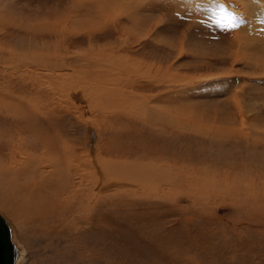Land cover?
Masks as SVG:
<instances>
[{"label": "rangeland", "instance_id": "rangeland-1", "mask_svg": "<svg viewBox=\"0 0 264 264\" xmlns=\"http://www.w3.org/2000/svg\"><path fill=\"white\" fill-rule=\"evenodd\" d=\"M220 1L0 0V104L5 105H0V215L8 224L16 264H264V11L256 9L263 0ZM229 14L244 23L228 27ZM50 26L60 37L47 30ZM61 30L71 33L67 48L73 54L58 51L69 56L65 59L120 42L115 54L124 55L125 67L117 72L122 76L109 67L89 68V75L77 68V73L55 69L74 76L79 85L73 86L33 68L41 55L56 53L63 42L66 46ZM41 72L45 77L37 75ZM108 77H117V83L105 86ZM96 84L120 94L111 91V103L98 99L93 94L103 89L96 90ZM100 100L114 116L105 126L103 113L94 107ZM144 100L152 109L143 117ZM8 101L37 105L48 117L25 122L8 114ZM22 126L29 131L21 134ZM37 127L40 134L51 131L64 141L53 145L54 158L66 161L62 153L68 145L82 159L96 160L100 152L128 166L110 165L118 172L105 178L106 169L93 164L98 173L89 170V178L82 179L85 170L70 174L66 166L42 165L40 159L48 155L33 136L31 128ZM25 151L32 159L21 163L18 185L29 184L39 171L45 175L36 183L42 192L35 199L19 194L27 203L22 212L13 196L11 205L19 212L11 208L7 215L1 191L16 183L4 172L11 166L5 160L14 154L16 166L17 154ZM145 166L160 177L136 172ZM127 171L134 174L125 176ZM75 186L81 191L75 193ZM32 204H41L42 213Z\"/></svg>", "mask_w": 264, "mask_h": 264}, {"label": "bare ground", "instance_id": "bare-ground-1", "mask_svg": "<svg viewBox=\"0 0 264 264\" xmlns=\"http://www.w3.org/2000/svg\"><path fill=\"white\" fill-rule=\"evenodd\" d=\"M218 1H220V0H218ZM241 1V0H240ZM239 1V2H240ZM221 2V1H220ZM238 2V3H239ZM237 3V2H236ZM262 7H260V9L259 8H256L257 9V11H264V0L262 1ZM87 10V9H86ZM87 11H89V12H91L90 10H87ZM105 11V10H104ZM103 11V12H104ZM102 11H101V13H103ZM97 13H100V11L99 12H97ZM104 13H106V12H104ZM252 13V12H251ZM254 13V12H253ZM252 13V14H253ZM259 13V12H258ZM91 14H92V12H91ZM93 15V14H92ZM102 15H104V14H102ZM102 15H99L100 17L102 16ZM257 15V14H256ZM262 15V14H261ZM112 16V15H111ZM108 17V16H107ZM109 18V17H108ZM1 19V18H0ZM108 20V19H107ZM113 20V19H112ZM112 20H110V21H112ZM87 21H89V20H87ZM130 21V20H129ZM137 22V21H136ZM89 23V22H88ZM101 23V22H100ZM109 23V22H108ZM112 23H114V21L112 22ZM102 24V26L101 27H103L104 25H103V23H101ZM107 24V23H106ZM110 24H111V22H110ZM108 25V24H107ZM65 26V25H64ZM111 26H113V25H111ZM55 27V26H54ZM63 27V26H62ZM61 27V28H62ZM66 27V26H65ZM65 27H63V28H65ZM68 27V26H67ZM59 28V27H58ZM81 28V27H80ZM34 29V28H33ZM40 29V28H39ZM77 29V28H76ZM76 29H74V30H76ZM96 29H98V28H96ZM95 29V30H96ZM100 29V28H99ZM35 30V29H34ZM33 30V31H34ZM47 30H49V32H51L52 34L53 33H56V32H58L59 31V29H57V28H53V27H48L47 28ZM71 31H72V29H70ZM102 30H104L105 31V28L104 29H102ZM36 31V30H35ZM45 31V30H44ZM106 31H107V29H106ZM112 31V30H111ZM38 32H42V31H38ZM68 31L66 30V32H63L62 30L60 31V33H62V34H60V35H62V38H63V40L64 41H66L65 42V44H66V46H64L63 44H64V42H63V44H61V45H58L56 48H54L55 49V51H56V53H54V51L53 52H50V53H48L47 54V57H45V56H43V55H41V57H39V63H38V61L36 62V60L35 61H33L34 63L32 64V67L33 68H37V70L38 69H40V70H46L45 72H47V73H49L50 75H57V76H62L65 80L64 81H71V82H73L72 83V85L73 86H75V85H79L78 83L76 84L75 82H76V80H74V76H72V75H69L68 73H65V74H58L57 73V70H55V69H58V68H66V70H67V68H73V72L74 73H77L76 71H77V69L79 70L78 72L80 73V72H82V74H88V72H85L87 69H89V68H91V69H96V68H98V69H100V71H103V70H107V69H109V68H111L112 69V71L113 70H115V71H113V72H110V73H112L113 75L114 74H116L117 75V72L118 71H120L121 70V67L122 66H124L126 63H125V59L122 57V56H124V55H122V56H120V57H118V55H116L115 53H117L116 51H118V48H119V43L117 44V43H114V44H112L111 46H110V49H107V50H109L108 52H109V54H107L108 52H107V50L105 51V53H104V51L103 52H100V53H93V52H96V50L94 51H91L90 53H88V52H85V53H78L77 55H75V56H77V58H71V59H67L69 56L68 55H64L63 57H62V59H61V57L59 56V54L61 53V50L62 51H64L65 50V52H67V53H69V48H67L68 46H70L69 45V43H68V41H70V39H69V36H70V32H68ZM74 32H77V31H72V34L74 33ZM94 32V31H93ZM99 31H97L96 33H98ZM81 33V32H80ZM91 33L92 32H90V33H88V34H90L89 35V38H91ZM57 34V33H56ZM66 34V35H65ZM79 34V33H78ZM82 34V33H81ZM105 34H106V32H105ZM110 34V33H109ZM113 34V33H112ZM115 34V33H114ZM58 35V34H57ZM69 35V36H68ZM74 35V34H73ZM84 35V33L82 34V36ZM107 35V34H106ZM59 36V35H58ZM80 36V35H79ZM92 36H94L93 34H92ZM110 36V35H109ZM60 37V36H59ZM78 37V36H77ZM85 37V36H84ZM62 38H58V40L59 39H62ZM93 38V37H92ZM101 38V37H100ZM109 38V37H108ZM75 41V40H74ZM91 41H93V40H91ZM59 42H60V40H59ZM127 42V41H126ZM125 42V43H126ZM59 44V43H58ZM72 44V43H71ZM121 44V43H120ZM133 44V43H132ZM64 46L62 49H60L59 50V48H60V46ZM129 45V44H128ZM49 46V45H48ZM125 48V47H124ZM90 49H93V48H90ZM260 49V48H259ZM110 50H111V52H110ZM123 50V49H122ZM261 50H263L264 51V47H261ZM58 51H60V53H58ZM82 51V50H81ZM120 51H121V49H120ZM125 51V50H124ZM124 51H122V52H124ZM77 52H79V51H77ZM69 54H73V53H69ZM120 54H122V53H120ZM124 54V53H123ZM65 56H68V57H66V59H65ZM28 57V56H27ZM56 59V61H48V60H55ZM64 59V60H63ZM129 59V58H128ZM136 59V58H135ZM134 61V60H133ZM36 62V63H35ZM130 61L128 60V63H129ZM117 63H118V67L119 68H117L116 66H117ZM127 63V64H128ZM137 63V62H136ZM140 63H142V61H140ZM28 64V63H27ZM51 64V65H50ZM131 64H135V62L134 63H132L131 62ZM257 64H259V63H257ZM26 64H23V63H21L20 64V66H23V68H24V66H25ZM116 65V66H115ZM138 65V64H137ZM150 65V64H149ZM259 65H262V64H259ZM42 66V67H41ZM127 66V65H126ZM128 66H130V65H128ZM132 66V65H131ZM29 67H30V65H29ZM109 67V68H108ZM125 67V66H124ZM133 67V66H132ZM131 67V68H132ZM144 67V66H143ZM75 68H77V69H75ZM126 68H128V67H126ZM148 68H151V67H148ZM80 69H82V70H80ZM110 69V70H111ZM125 69V68H124ZM133 69H135V68H133ZM17 70V69H16ZM18 70H20L19 68H18ZM63 70V69H62ZM123 70V69H122ZM128 70H129V68H128ZM143 70V69H142ZM148 70V69H147ZM147 70H145L144 71V73L145 72H148ZM160 70V69H159ZM59 71V70H58ZM125 71V70H124ZM123 71V72H124ZM136 71V70H135ZM139 71V70H138ZM32 72V71H31ZM116 72V73H115ZM126 72V71H125ZM124 72V73H125ZM143 72V71H142ZM151 72V71H150ZM119 73H121V71L119 72ZM127 73V72H126ZM131 73H133V70L131 71ZM137 73V72H136ZM122 74V73H121ZM121 74H118L119 76L121 75ZM38 76L39 75H41L42 77H45L44 76V73H40V74H37ZM46 75V74H45ZM89 75V74H88ZM117 75V76H118ZM137 75V74H136ZM140 75H141V73H140ZM146 75H148L147 73H146ZM145 75V76H146ZM47 76V75H46ZM57 76H55V77H57ZM122 76V75H121ZM131 76H133V75H131ZM149 76V75H148ZM150 76H152V75H150ZM164 76V75H163ZM47 78V77H46ZM81 78V77H80ZM109 79H112V80H107V82H105L104 83V85L105 86H112V85H115L117 82H114V81H116V78H112V77H108ZM121 78V77H120ZM128 78V77H127ZM130 78V77H129ZM128 78V79H129ZM145 78V77H144ZM61 79V78H60ZM95 78H92V80H94ZM148 79V78H147ZM49 80V79H48ZM57 80V79H56ZM149 80V79H148ZM151 80H152V78H151ZM59 81V80H58ZM79 81V80H78ZM125 81V80H124ZM132 81V80H131ZM49 84H51V85H53L52 83H50V82H53V81H47ZM56 82V81H55ZM61 82V81H60ZM63 82V81H62ZM41 83H43V82H41ZM64 83V82H63ZM70 83V82H69ZM98 83H101V82H98ZM128 84H129V82H127ZM55 84V83H54ZM121 84V83H120ZM39 85V84H38ZM103 85V86H104ZM70 86V85H69ZM80 86H82V85H80ZM94 86V85H93ZM102 86V87H103ZM118 86H119V83H118ZM149 86V85H148ZM49 87H51V86H49ZM84 87H86V86H84ZM84 87H82L83 88V90H86V88L84 89ZM95 89L97 90V89H99V88H101V86L100 85H98V84H96L95 86ZM117 87V86H116ZM121 87V86H120ZM120 87H118L120 90H121V88ZM129 87V86H128ZM77 88V87H76ZM81 88V87H80ZM87 88H89V86H87ZM92 88V87H91ZM79 89V88H78ZM94 89V90H95ZM101 89H103V88H101ZM113 89H115V88H113ZM133 89V88H132ZM52 90V89H51ZM71 90V89H70ZM90 90H92V89H90ZM89 90V91H90ZM49 91V90H48ZM78 91V90H77ZM112 89L111 88H109V89H103V90H98V92H97V94L99 95L98 97H97V94H93V96L94 97H96V98H98V99H101V100H108V102L109 103H111L110 101H109V99L111 98V95H112ZM118 91V90H117ZM122 91V90H121ZM120 91V92H121ZM126 91V90H125ZM129 91V90H128ZM54 92V91H53ZM66 92H67V90H66ZM76 91H74V93H75ZM79 92V91H78ZM83 92V91H82ZM52 93V92H51ZM86 93V92H85ZM85 93H82L83 94V96H87ZM88 93V92H87ZM90 93H94V92H90ZM107 93V94H106ZM114 94L113 95H119V94H115V92H113ZM122 93H126V92H123L122 91ZM121 93V94H122ZM89 94V93H88ZM74 95H77V94H74ZM126 95V94H125ZM132 95V94H131ZM50 95L48 94V96L47 97H49ZM53 96V95H52ZM88 96H90V94L88 95ZM114 96V97H115ZM122 96H123V94H122ZM127 96H128V94H127ZM140 96V95H139ZM146 96V95H145ZM68 97V96H67ZM110 97V98H109ZM114 97L112 98V99H114ZM120 97V96H119ZM119 97H116V98H119ZM131 97V96H130ZM144 97V96H143ZM87 98V97H86ZM119 99H121V98H119ZM129 99V98H128ZM53 100H55V99H53ZM52 99L50 100V101H53ZM101 100L99 101V102H97V106L96 105H94V107L95 108H97L96 109V111L98 112V113H103V115H101V116H99L101 119V123L100 124H102L103 126H105L106 124H107V122L109 121V118L110 117H114V116H112L111 114H112V112L113 111H111L110 109H108L107 107H104L103 106V104L101 103ZM111 100V99H110ZM118 100V99H117ZM126 100H127V98H126ZM115 101V100H114ZM119 101V100H118ZM122 101V99L120 100V102ZM127 101H129V100H127ZM8 102H10V103H8L9 105H8V108H9V112H8V114L10 115H12L13 113H16V115L17 116H20V118L23 120V121H29V122H32V121H37V120H39L38 118L41 116L42 118H46V117H48L42 110H41V108L39 107H36V106H34V105H32V104H24V103H15V102H17V101H8ZM124 102H126V101H124L123 100V103ZM3 103V102H2ZM47 103H49V102H47ZM52 103V102H51ZM56 103H57V100H56ZM114 103V102H113ZM118 102H116V104H117ZM127 104H126V106L129 104V102H126ZM149 103V101L148 100H144L143 101V105L142 106H144L143 107V109H142V113H141V115H143V113L144 112H146L147 110H149V109H152V106L151 107H149V108H147V104ZM6 104V103H5ZM50 104V103H49ZM55 104V103H54ZM53 104V105H54ZM115 103L113 104V105H116ZM119 104V103H118ZM122 104V103H121ZM0 105H2V104H0ZM3 105H4V103H3ZM2 105V106H3ZM124 105H125V103H124ZM5 106V105H4ZM40 106V105H39ZM78 106V105H77ZM116 106H118V105H116ZM123 106V105H122ZM1 107V106H0ZM7 107V106H6ZM64 107V106H63ZM114 107V106H113ZM3 108V107H2ZM116 108V107H115ZM126 109H129V108H126ZM7 110V109H6ZM13 112V113H12ZM88 112V111H87ZM115 112L117 113V114H120V113H122L120 110H118V108L117 109H115ZM2 113V112H1ZM10 115V116H11ZM156 115V114H155ZM164 115H165V113H164ZM7 115L5 114V117H6ZM15 116V115H14ZM22 116V117H21ZM96 116H98V115H96ZM129 116V115H128ZM134 116V115H133ZM143 117H144V115H143ZM9 118V116H7V119ZM11 118V117H10ZM17 118H19V117H17ZM17 118H16V120H17ZM25 119V120H24ZM21 120V121H22ZM97 120V119H96ZM124 120V119H123ZM131 120H132V118H131ZM131 120H129V121H131ZM10 121V120H9ZM40 121V120H39ZM128 122V121H127ZM244 122V121H243ZM10 123H12L13 124V121L11 122L10 121ZM16 123H18V122H16ZM19 123H21V122H19ZM38 123V122H37ZM92 123V122H91ZM97 123V122H96ZM110 123H111V121H110ZM234 123V122H233ZM28 124V123H27ZM92 124H95V123H92ZM127 124V123H126ZM129 124V123H128ZM127 124V125H128ZM14 125V124H13ZM126 125V126H127ZM16 126V125H15ZM65 126V125H64ZM123 126H125V125H123ZM20 127V126H19ZM106 127H108V126H106ZM252 127V126H251ZM126 128H128V127H126ZM250 128V127H249ZM20 129H21V127H20ZM40 128H38L37 127V130H35L34 128H31V130H32V133H34L33 134V136L35 137V138H37L38 140H37V142H38V144L40 145V144H42V146H45L46 148L45 149H43V154L44 155H48V157H46L48 160H46L45 158H42V159H40L41 160V164L42 165H45V164H48V165H54V166H61V167H64V169L63 170H66L65 169V166L66 167H68L69 168V173L71 174V173H73L74 171H76V174H78V172H82V170H85L84 171V173L83 174H79V175H82L81 176V178L83 179V178H89V177H87V175L86 174H88L87 172L89 171V170H92L93 169V171H95V172H97L98 173V171H97V169H94L93 168V164H95L97 167H102L103 169H106V171H105V178H107V176L109 175L110 176V174L113 176V174L114 175H116V172H118L117 170H112V169H109V167H110V165H119V164H121V163H116V161H114L113 160V162H110V159L111 158H105V157H103L102 156V154L99 152L98 153V155H97V157L95 158L97 161H98V164H99V166H98V164H97V162H96V160H90V159H82V157L80 158V157H78V155H77V153H76V151H71L70 149V146H68V145H66L65 146V149H64V151H63V153H62V155L64 154L66 157H67V159H66V161H64L63 160V156H61L60 158H62V160L61 159H58V158H54V157H56L55 156V154H54V150H53V145H55L56 144V141L58 140L60 143H63L64 141L62 140V138L60 137V135H57L56 133H54V135L53 134H51L50 132L51 131H49V133L45 130V135H42V133L40 134L39 132H38V130H39ZM242 129V128H241ZM250 129H252V128H250ZM17 130V129H16ZM42 130V129H41ZM40 130V131H41ZM102 130H104V129H102ZM25 131H29V130H27L26 128H24V126H22V130H20V132H21V134L24 132V134L26 133ZM241 132V131H240ZM248 132V131H247ZM18 133V132H17ZM231 133H232V131H231ZM238 134H239V132H237ZM133 134H135V133H133ZM209 134H211V133H209ZM243 134H245L244 132H243ZM246 135V134H245ZM244 135V136H245ZM29 136H31V135H29ZM32 136V137H33ZM51 137V138H50ZM234 137H236V136H234ZM251 137V136H250ZM255 137H258V136H255ZM34 138V140L33 141H35L36 139ZM252 138V137H251ZM260 138V137H259ZM262 138H263V136H262ZM28 139H29V137H28ZM140 139V138H139ZM23 140H25V139H23ZM22 140V141H23ZM138 140V139H137ZM263 140H264V138H263ZM258 141V140H257ZM261 141V140H260ZM259 141V142H260ZM26 142V141H25ZM28 142V141H27ZM152 143V142H151ZM254 144V143H253ZM30 145V144H29ZM167 145V144H166ZM151 146H152V144H151ZM161 146V145H160ZM160 146H158V147H160ZM163 146V145H162ZM38 147V146H37ZM153 147V146H152ZM167 147V146H166ZM59 148V147H58ZM57 147L55 148L56 150L58 149ZM98 148V147H97ZM74 149V148H73ZM98 149H100V148H98ZM152 149V148H151ZM156 149V148H155ZM26 150V149H25ZM109 150H111V149H109ZM154 150V149H153ZM160 150H161V147H160ZM11 151V150H10ZM21 151V150H20ZM61 152H62V150H60ZM136 151V150H135ZM14 152V151H13ZM29 152V151H28ZM28 152H26L25 151V153H23V152H20V153H18L17 155H18V158H19V160H17V163H16V166L14 165V159H15V157L16 156H14V154L13 153H11V154H13V155H10V156H8L7 157V160H5V163H7V162H10V164H11V166H9L7 169H4V172H6V174H8V176H9V178H10V182H15L16 184L15 185H13V189L12 188H9V189H7V190H2L1 192H3L2 194L4 195L2 198L4 199H7L6 201H4V203L6 204V206H7V208H5L4 206H1L2 207V209L4 210V212L7 214V215H9V213H8V211H9V209L12 211V209L11 208H13V210H14V214H17V209H15V207L16 206H12L11 205V199H13V196H15V195H17V198H18V203H19V205H20V212H22L23 210H24V207L26 206V204H25V200L22 198V196H19V194H22V193H24V194H26L30 199H35V196L38 198V196L39 195H41V192H40V188H38L37 186H36V183L38 184V183H40V182H44V181H42V180H39V179H37V178H43V177H45V175L43 174V173H36L34 176L36 177H34L33 178V180L32 181H29V184H21V185H18V183H21V180H22V173L24 174V171H21L20 170V166H21V163H24L25 164V166H26V164H27V162L29 163L30 162V160L32 159L31 157V155L28 153ZM58 152V151H57ZM154 152V151H153ZM152 152V153H153ZM172 152V151H171ZM158 153V152H157ZM59 154H60V152H59ZM97 154V153H96ZM129 154V153H128ZM109 155V154H108ZM111 156V155H110ZM109 156V157H110ZM44 157V156H43ZM36 158H40V157H36ZM44 161H46L45 163H44ZM120 161V160H119ZM2 162V161H1ZM85 163L86 164V168H83L82 169V167H84V165L82 166V163ZM245 162V161H244ZM247 162V161H246ZM249 162V161H248ZM3 163V162H2ZM2 163H0V165L2 164ZM38 163H40V162H38ZM34 164V163H33ZM141 164V163H140ZM4 165V164H3ZM121 165H124V164H121ZM126 165V164H125ZM125 165H124V167H125ZM144 165V164H143ZM170 165V164H169ZM169 165H168V167H169ZM176 165V164H175ZM33 165H31V167H32ZM114 166V167H115ZM126 166H128V165H126ZM171 167L173 166V168L175 167L174 165H170ZM176 166H178V165H176ZM255 166V165H254ZM263 166V165H262ZM5 167H7V166H5ZM29 167V166H28ZM36 167H38V166H36ZM42 167V166H41ZM44 167V166H43ZM162 167V166H161ZM1 168V167H0ZM4 167H2V169H3ZM35 168V167H34ZM49 168H51V167H49ZM116 168V167H115ZM158 168V167H157ZM160 168V167H159ZM166 168V167H165ZM184 168V167H183ZM25 169V168H24ZM46 169V168H45ZM103 169H101V170H103ZM114 169V168H113ZM118 169V168H117ZM162 169H164V168H162ZM176 169H178L177 167H176ZM256 169V168H255ZM27 170V169H26ZM42 170V169H41ZM53 170H55V169H53ZM119 170H121V169H119ZM165 170V169H164ZM168 170H171L170 169V167H169V169ZM180 170V169H179ZM184 170V169H183ZM129 171V170H128ZM127 171V172H128ZM158 171V170H157ZM165 171H167V170H165ZM0 172H1V170H0ZM57 172V171H56ZM122 172H123V169H122ZM138 174L139 173H144V174H146L147 176H149V178H151L152 177V179L153 178H155V176L154 175H158L159 176V172L158 173H156L154 170H153V168H151V167H146L145 166V168H144V170L142 169V170H139V171H136ZM162 172H163V170H162ZM161 172V173H162ZM169 172V171H168ZM172 172V171H171ZM176 172H177V170H176ZM184 172H186V171H184ZM53 173V172H52ZM52 173H51V175H52ZM91 173V172H90ZM100 173V172H99ZM107 173V174H106ZM108 173H110V174H108ZM31 174V173H30ZM117 174H120V173H117ZM132 174H134L133 172H132ZM130 172H128L125 176H129L130 177V175H132ZM178 174V173H177ZM179 174H180V172H179ZM184 174V173H183ZM0 175H3V174H0ZM55 175H56V173H55ZM124 175V174H123ZM122 175V176H123ZM161 175V174H160ZM163 175H164V173H163ZM6 176V175H5ZM7 177V176H6ZM71 177H73V176H71ZM75 177V176H74ZM114 177V176H113ZM133 177V176H132ZM142 177V176H141ZM145 177V176H144ZM160 177V176H159ZM169 177V176H168ZM259 177V176H258ZM52 178H55V177H52ZM77 178H78V176H77ZM134 178V177H133ZM163 178V177H162ZM171 178V177H170ZM170 178H168V179H170ZM173 178V177H172ZM171 178V179H172ZM7 179V178H6ZM51 179V178H50ZM57 179V178H56ZM70 179V178H69ZM79 179V178H78ZM3 180V179H2ZM7 180H9V179H7ZM60 180V179H59ZM71 180V179H70ZM91 180H93V179H91ZM144 180V179H143ZM147 180V179H146ZM151 180V179H150ZM157 180H158V177H157ZM178 180H180V178L178 179L177 178V181ZM95 181V180H94ZM6 182V181H5ZM5 182H3V183H5ZM7 182H9V181H7ZM76 182H78V181H76ZM0 183H2V182H0ZM69 183V182H68ZM164 183V182H163ZM30 184H33L34 186H30ZM91 184V183H90ZM9 185V184H8ZM73 185V182L71 183V186ZM77 185V184H76ZM69 186H70V184H69ZM68 186V187H69ZM263 186V185H262ZM2 187H4V186H2ZM92 187V186H91ZM104 187V186H103ZM77 188H78V186H75V187H73V191L76 193V192H78L77 191ZM264 188V187H263ZM4 189V188H3ZM48 189H50V188H48ZM63 190H64V188H62ZM66 189H69V188H67L66 187ZM91 189V188H90ZM58 190V189H57ZM49 191H51V189L49 190ZM65 191V190H64ZM63 191V192H64ZM80 191H81V189H80ZM79 191V192H80ZM85 191V190H84ZM37 193L36 195H34V193ZM66 192V191H65ZM72 192V191H71ZM83 192V191H82ZM251 192V191H250ZM261 192H263L262 190H261ZM74 193V194H75ZM247 193V192H246ZM264 193V192H263ZM55 194V192H51L50 194H48V196H52V195H54ZM64 194V193H63ZM1 195V194H0ZM43 195H45V194H43ZM65 195V194H64ZM255 195V194H254ZM253 195V196H254ZM259 195V194H258ZM264 195V194H263ZM57 196H58V194H57ZM66 196H67V194H66ZM73 196L71 195V198H72ZM16 197H14V199H15ZM16 198V199H17ZM27 198V197H26ZM52 198V197H51ZM76 198H77V195H76ZM97 198V197H96ZM262 198H264V196L262 197ZM261 198V199H262ZM60 199H62V198H60ZM73 199V198H72ZM57 200V199H56ZM75 200V199H74ZM96 200V199H95ZM94 200V201H95ZM246 200H248L247 198H246ZM251 200V199H250ZM260 200V199H259ZM54 201V200H53ZM68 200H66V202H67ZM100 201V200H99ZM1 202V201H0ZM58 202V201H57ZM75 202H76V200H75ZM253 202V201H252ZM256 202V201H255ZM3 203V204H4ZM47 203V205H50L48 202H46ZM63 203H65V202H63ZM257 203V202H256ZM42 204H44V201L42 202ZM68 204H71V203H68ZM91 204V203H90ZM33 206H35L41 213H42V211H41V209H40V205L41 204H37V205H34V204H32ZM45 205V204H44ZM62 206H63V204H62ZM70 206V205H69ZM55 207V206H54ZM60 207V206H59ZM49 208V207H48ZM53 208V207H52ZM58 208H56V210H57ZM60 209V208H59ZM34 210V209H33ZM45 211H48V210H45ZM19 212V211H18ZM52 212V211H51ZM34 213V212H33ZM37 213V212H36ZM48 213V212H47ZM46 213V214H47ZM39 214V213H38ZM12 215H13V212H12ZM52 215V214H51ZM1 216V215H0ZM2 217V216H1ZM19 217V216H18ZM78 217V216H77ZM85 217V216H84ZM3 218V217H2ZM81 218V217H80ZM4 219V218H3ZM4 221H5V223H6V220L4 219ZM12 221V220H11ZM10 222V221H9ZM7 224V223H6ZM7 227H8V224H7ZM8 230H9V228H8ZM9 239H10V242L12 243V240H11V234H10V232H9ZM13 244V243H12ZM13 247H14V245H13ZM14 253H15V248H14ZM14 264H16V255H15V260H14Z\"/></svg>", "mask_w": 264, "mask_h": 264}, {"label": "water", "instance_id": "water-1", "mask_svg": "<svg viewBox=\"0 0 264 264\" xmlns=\"http://www.w3.org/2000/svg\"><path fill=\"white\" fill-rule=\"evenodd\" d=\"M15 253L9 239V230L4 219L0 216V264H14Z\"/></svg>", "mask_w": 264, "mask_h": 264}, {"label": "snow or ice", "instance_id": "snow-or-ice-1", "mask_svg": "<svg viewBox=\"0 0 264 264\" xmlns=\"http://www.w3.org/2000/svg\"><path fill=\"white\" fill-rule=\"evenodd\" d=\"M221 11H223V9H221ZM229 16H230V22L228 24V27H235V26H238L239 24L244 23L243 20H240L237 17L232 16L231 14H229ZM261 22L264 23V21H261Z\"/></svg>", "mask_w": 264, "mask_h": 264}]
</instances>
